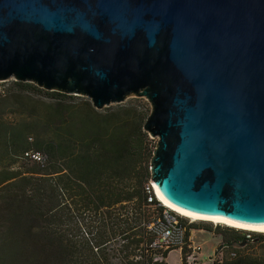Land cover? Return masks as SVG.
Returning <instances> with one entry per match:
<instances>
[{
  "label": "water",
  "instance_id": "95a60500",
  "mask_svg": "<svg viewBox=\"0 0 264 264\" xmlns=\"http://www.w3.org/2000/svg\"><path fill=\"white\" fill-rule=\"evenodd\" d=\"M8 80L96 110L146 98L163 197L264 225V0H0Z\"/></svg>",
  "mask_w": 264,
  "mask_h": 264
},
{
  "label": "trees",
  "instance_id": "16d2710c",
  "mask_svg": "<svg viewBox=\"0 0 264 264\" xmlns=\"http://www.w3.org/2000/svg\"><path fill=\"white\" fill-rule=\"evenodd\" d=\"M21 88L56 99L36 125L50 128L52 137L30 144L25 132L31 126L14 127L0 117V264H113L114 258L120 264H167L175 249L149 248L153 237L146 225L152 221L146 220L143 194L149 159L136 137L144 130L143 116L132 107L101 115L80 96L16 81L0 92V100L7 102L1 106L3 112L10 92ZM129 116L135 119L131 125L125 120ZM38 152L44 156L39 162L31 157ZM70 200L81 215L85 210L94 213L88 232L83 231L86 237L81 219L70 237L66 227ZM116 241L118 247L113 245ZM222 264H264V260L238 256Z\"/></svg>",
  "mask_w": 264,
  "mask_h": 264
},
{
  "label": "rangeland",
  "instance_id": "374dc122",
  "mask_svg": "<svg viewBox=\"0 0 264 264\" xmlns=\"http://www.w3.org/2000/svg\"><path fill=\"white\" fill-rule=\"evenodd\" d=\"M13 81L14 80L0 82V92H5L7 91V89L9 90L13 84ZM79 99L82 101H89V99L86 97H81ZM8 101L9 104L8 106H6L5 111L3 112L1 106L6 105L7 102L6 100H4L3 102L0 100V117L3 121L13 125L14 127L26 125L27 129L29 130L28 126H31L32 129L25 132V135L28 136V141L30 144H33L34 142H36V140L50 139L52 137V135L50 134V128L41 129L36 127V125L39 123L38 120L42 116L44 119V116L47 114V106L56 102L55 98L46 94L45 92L38 93L31 91L28 88H21V90L17 89L13 94L12 92H10ZM89 103L91 104L90 101ZM119 107H132L136 109L139 112V116L142 115L144 118L142 125H144L147 117L151 112L150 102L144 97L135 96L128 97L121 104H114L98 111L101 115H110L114 114L119 109ZM32 109H35V111L32 112ZM125 120H127V122L131 125L132 123H134L135 119L129 116L127 118L125 117ZM129 128L130 127H128L127 129L129 130ZM51 129L54 130L53 128ZM136 137H139L140 139V142L137 146L140 147V150L142 151L144 156L148 157L149 159L148 170L150 174V162L157 147L158 138H153L152 136H150L146 131L143 130V127L142 132L137 134ZM134 139L135 138L131 137L132 142L130 143V145L133 146L132 148H134L135 146L133 142ZM149 179H151V174L149 175ZM73 199L74 198H72V200ZM72 200H70L72 206L66 214V216L68 217V223L66 227L70 232V237L76 233V222L80 219L82 220V234L84 235L83 231L88 232V221L90 217L94 215V213L90 210H85L81 215L82 211H78L74 208ZM129 208L130 206L127 207V210ZM153 213L154 211L152 209L146 210L147 221L153 220ZM181 221L186 225V231L188 232L192 245H198L201 247V254H190V252L188 251H186L185 254H182L181 250L175 249L169 252L168 259L166 261L167 264H222L223 262L231 260L232 258H237L238 256L255 260H264V232L232 228L223 224H215L213 222L202 220L196 221L186 217ZM231 233L237 235L236 239H229V234ZM116 240H118V238H116ZM230 240L245 242L244 244H242L243 246L234 248V251H232L230 248H224L216 256H214L219 245L232 242ZM119 244L120 241L113 242V245H115V247H118ZM183 255L185 256L184 262L182 258ZM158 257L159 256H157L156 258ZM112 263L120 264V262L116 258L112 260Z\"/></svg>",
  "mask_w": 264,
  "mask_h": 264
},
{
  "label": "built area",
  "instance_id": "2783aa9c",
  "mask_svg": "<svg viewBox=\"0 0 264 264\" xmlns=\"http://www.w3.org/2000/svg\"><path fill=\"white\" fill-rule=\"evenodd\" d=\"M36 161H42L44 156L40 153L31 154ZM144 206L152 209L153 220L146 225L147 231L153 237V241L149 244V248L157 251H167L172 249L183 250L190 254H201V247H194L191 241H186V225L175 211L164 205L163 201L158 197L156 186L149 179L143 187Z\"/></svg>",
  "mask_w": 264,
  "mask_h": 264
},
{
  "label": "bare ground",
  "instance_id": "6f19581e",
  "mask_svg": "<svg viewBox=\"0 0 264 264\" xmlns=\"http://www.w3.org/2000/svg\"><path fill=\"white\" fill-rule=\"evenodd\" d=\"M158 197L163 201L164 205L166 207L170 208L172 211H175L181 218H189L192 220H202V221H208L213 222L215 224H223L225 226H230L232 228H238V229H244V230H253V231H260L264 232V225H250V224H243L231 221L229 219H226L224 217L220 216H211V215H204V214H197L190 211H187L185 209H182L180 207H177L173 204H171L169 201H167L163 195L160 193V190L158 187H156ZM186 241H190V238L186 235ZM198 246V245H196ZM194 246V247H196Z\"/></svg>",
  "mask_w": 264,
  "mask_h": 264
},
{
  "label": "crops",
  "instance_id": "0c3cea01",
  "mask_svg": "<svg viewBox=\"0 0 264 264\" xmlns=\"http://www.w3.org/2000/svg\"><path fill=\"white\" fill-rule=\"evenodd\" d=\"M191 241V240H190ZM179 251V250H178ZM180 252V251H179ZM181 253V252H180ZM167 259H168V257H167ZM167 259H166V261H167Z\"/></svg>",
  "mask_w": 264,
  "mask_h": 264
}]
</instances>
